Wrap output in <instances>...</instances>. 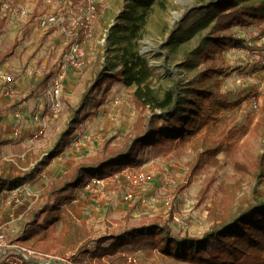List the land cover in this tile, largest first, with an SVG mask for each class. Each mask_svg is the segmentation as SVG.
I'll return each instance as SVG.
<instances>
[{
  "label": "rangeland",
  "instance_id": "374dc122",
  "mask_svg": "<svg viewBox=\"0 0 264 264\" xmlns=\"http://www.w3.org/2000/svg\"><path fill=\"white\" fill-rule=\"evenodd\" d=\"M6 1L11 10L4 11L0 6V57L11 48L16 38L21 46L17 48L16 56L0 65V70L14 77V84L23 73L22 70L35 58L34 54L28 58L24 56L27 57L28 52L38 43L35 36L30 38L29 35L42 31L38 28L37 16L41 12L59 10L60 6L72 4L74 0H51L49 4L48 0ZM203 1L166 0L165 7L154 5L148 9L139 43L141 54L149 60L153 70V87L158 94L163 96L167 90L176 87L181 96L191 91L187 93L188 96L200 104L198 114L191 116L190 129L183 141L150 147L139 157L141 162L133 164L137 168L144 167L153 176L144 189L138 192L141 197L155 198L158 202L166 197L175 198L173 204L176 216L181 221L173 219L170 226L173 236L177 237L184 236L186 232L201 235L215 218L231 216L238 209L248 207L252 202L254 188L258 187L264 193V165L260 163L264 155V0L239 1L241 7L252 8L251 13L261 16L263 20L251 19L250 24L237 23L221 30L220 36L233 38L240 41L241 45L233 46L222 56L216 54V57L208 60H205V54L203 58H198L193 52L214 35L215 18L170 46L171 33L185 13ZM96 3L99 10L95 21L96 33L88 47L86 67L80 72H74L69 78L62 107L57 115L47 110L44 92L41 95L36 91L27 93L25 88L19 92L16 83L0 85V109L5 113L12 109L11 105L15 101L27 102L40 98L38 105L26 107L19 104L10 111L17 114L19 119L14 123L16 131L20 132L21 122L26 121L24 115L29 111L34 114L33 117L39 112L48 131L39 140H33L32 134L30 139H21L16 147H8L7 144L0 146V196L3 199L5 196V200L8 197L7 188L23 178L24 173L32 172L40 177L38 182L30 179L24 182L31 190L30 195L24 199H30L39 196L54 178L69 171L73 164L96 161L105 142H111L109 155L122 150L142 114L134 102L133 88L118 83L109 90H103L101 94L95 93L92 101L102 100L101 107L106 105L108 108L104 111L101 107L91 105L83 115L82 125L70 135L62 150L54 155L56 145L70 127L73 111H76L85 93L93 88L105 69L117 68V54L129 41L130 17L141 14L144 9L135 0H96ZM24 11L29 20L21 24L19 16ZM26 33L28 36L23 40ZM18 57L22 58L21 61ZM56 60L54 65L59 62ZM206 69H223L224 73L207 79L202 77ZM32 74L26 83L27 87L36 82L37 75L34 72ZM50 79L51 76L48 82ZM189 88L200 89L204 95H197ZM44 108V115L41 116ZM147 114L150 112L147 111ZM170 180L175 182L174 185L169 184ZM113 184V190L117 192L115 196L121 204L119 208L105 212L104 217L107 219L102 230L108 233L113 228V232L123 233L141 223L142 212L147 207L132 205L123 200L124 193L130 189L125 180L120 179ZM186 197L194 200L193 207L186 206ZM58 202L54 201V204ZM31 204L26 222L41 217L53 205L39 198ZM123 205L128 206L125 209ZM135 207V212L128 216V210ZM148 211L156 215L165 209L156 205ZM112 223L115 224L112 226ZM142 242L147 248H158L155 238L143 239ZM174 258L176 262L158 264H192ZM135 264H139L137 259Z\"/></svg>",
  "mask_w": 264,
  "mask_h": 264
},
{
  "label": "trees",
  "instance_id": "16d2710c",
  "mask_svg": "<svg viewBox=\"0 0 264 264\" xmlns=\"http://www.w3.org/2000/svg\"><path fill=\"white\" fill-rule=\"evenodd\" d=\"M4 1L6 0H0V6ZM164 1L166 0H135V3L144 9L141 14L130 17L129 41L117 54L119 60L117 68L105 69L98 76L93 88L85 93L78 108L73 111L70 127L56 145L54 155L62 150L68 143L70 135L82 125L83 115L87 113L89 107L91 105L95 108L101 107L102 100L93 102L92 96L95 93L101 94L103 90H109L118 83L133 88L136 107L142 110L125 147L109 155L111 142H105L96 161L89 164L82 162L73 164L69 171L60 173L58 178L47 185L40 193L39 200L49 204H54L57 200L61 201L62 198L74 200L75 191L86 186L92 179L104 178L120 171L123 167L140 163L139 157L148 148L166 142L184 140L190 129L191 116L198 114L200 104L188 96L187 93L191 91L181 96L180 90L176 87L160 96L153 87V70L150 62L139 49L148 9L156 4L165 7ZM239 1L204 0L201 5L189 9L171 33L170 46L174 41L185 39L190 31L204 27L215 18L214 35L202 43L193 55L203 58L202 55L205 54L204 58L208 60L216 57V54L222 56L233 46L240 47V41L220 36L219 32L237 23L250 24L251 19L263 20V18L252 14V8L241 7ZM18 47L19 41L15 39L11 48L1 56L0 65L5 64L16 53ZM223 73V69H206L202 77L210 79L214 78L215 74ZM189 89L195 91L197 95H204V91L200 89ZM147 111L150 112L149 115ZM3 113L4 111L0 109V121L3 119ZM6 143L5 140L0 141V146ZM260 163L264 165V155L260 158ZM23 175V178L15 184L22 185L27 179L34 180L38 176L32 172ZM262 175L264 176V173ZM174 207L167 209L162 206L165 211L156 215H151L145 210L142 212L139 225L124 230L118 235L103 236L98 242V247L102 252L115 254L126 245L133 246L143 239L155 238V245L160 252L192 264H264V193H261L258 187L254 188L252 202L248 207L238 209L231 216L215 218L201 235H191L186 232L182 237L173 236L170 224L174 222L173 213L176 211ZM135 210L136 207L129 209L128 216ZM106 243L109 245L107 249L104 248Z\"/></svg>",
  "mask_w": 264,
  "mask_h": 264
},
{
  "label": "crops",
  "instance_id": "0c3cea01",
  "mask_svg": "<svg viewBox=\"0 0 264 264\" xmlns=\"http://www.w3.org/2000/svg\"><path fill=\"white\" fill-rule=\"evenodd\" d=\"M26 28H29V26ZM41 32H38V34L37 32H34L32 35H29L30 38L35 36V39H38V43L28 52L27 57L24 56L25 58H28L33 54V56H35V58L28 63V66L33 65V72L37 75L36 82L30 87H27L26 83L28 78L33 74L31 76L25 75L22 70L23 73L16 78L15 82L19 88V92L24 91L23 89L25 88L27 93L28 91L29 93L36 91L41 95L45 88L49 86V77L55 72L57 64L54 65V60H60L61 54L65 50L66 40L64 37L60 36L59 33ZM28 33L25 34L23 40L27 38ZM41 41L42 46H40ZM19 46H21L20 41ZM14 56L16 55L14 54L9 60ZM21 59L22 58L18 57L19 61H21ZM15 66H17L16 63ZM20 80L22 81L20 82ZM11 92L13 93L14 90ZM39 101L40 98L38 97L33 101H15L12 105L10 104L11 107L13 106L12 109L8 110L7 113L4 112L3 119L0 121V141H7L6 144L8 147H16L15 145L19 144L21 139H24L25 137L30 139L32 134L39 130L41 126L40 123L34 120V114H30L31 111H29L28 114L26 113L24 115L26 121L21 122L22 126L20 132L16 131L14 123L19 121V119L17 118V114L14 115L13 111L10 112L13 108H17L19 104L28 107L34 106V104L38 105ZM107 108L106 105L101 107L102 110ZM44 112L45 108L43 109L41 116L44 115ZM46 133H48V131ZM34 181H40V177L37 176ZM112 186L109 187L108 198L101 202L95 201L93 198L94 194L90 191L88 192L84 190V186H82L77 189L73 195L75 196L80 192L83 193V197L80 201L75 202L73 198L70 200L62 199L57 204L49 206L41 217L35 218L32 216L34 218L29 222H26L25 218L31 208L32 201L34 202L39 198L38 195L30 199L23 198V203L16 206H7L5 196L4 199L0 196V215H10L14 218V223L12 225V228L16 230V233L13 235L14 241L24 248H33L52 256L53 260L50 264H128L127 258L131 255L135 256L139 264L176 262L177 259L174 257L164 256L160 253L158 248L150 246L147 248L145 244H142L143 242H139L133 246L126 245L119 249L115 254L102 252L98 247L99 240L106 234H119L117 231L113 232V228H110L111 230L108 233H106L105 230H102L105 228L104 221L107 219L104 217L105 212L109 209L113 210L119 208V205L121 204L115 196L117 192L113 190ZM123 207H125V205H123ZM49 209L51 210L48 211ZM145 210H149V208ZM113 224L115 223H112V226ZM124 226H126V224H124ZM108 247V244L104 245L105 249ZM71 254H74L72 256L73 258L70 257ZM161 257H165V259Z\"/></svg>",
  "mask_w": 264,
  "mask_h": 264
},
{
  "label": "built area",
  "instance_id": "2783aa9c",
  "mask_svg": "<svg viewBox=\"0 0 264 264\" xmlns=\"http://www.w3.org/2000/svg\"><path fill=\"white\" fill-rule=\"evenodd\" d=\"M51 2V0L47 1ZM2 10L10 11L11 6L8 1H4L1 6ZM98 7L96 0H75L72 4L60 6L59 10L41 12L37 18L38 28L44 32H57L66 40V47L61 54L60 60L56 65L49 86L45 88L44 95L47 99V110L53 115H57L62 107V98L69 78L74 72H80L86 67L88 58V47L96 33L95 21L98 15ZM21 24H26L29 16L26 11L19 16ZM23 74L31 75L33 65H29L23 70ZM14 77L7 74L4 70H0V85L9 86L13 84ZM35 119L40 123L39 130L33 134V140H39L46 134L47 124L41 121L39 112L35 115ZM78 145V144H77ZM125 180L129 185L123 200L129 204H139L143 207L152 208L156 205L164 208L174 207V197H166L162 202H158L155 198L141 197L138 192L149 183L153 176L144 170V167L137 168L134 166L123 167L120 171L114 172L104 178H94L84 186V190L94 194L95 201L101 202L108 198L109 187L113 182ZM174 181L170 180L169 184L174 185ZM8 197L6 199L7 206H16L23 203V198L29 196L30 187L27 184L13 185L7 188ZM83 197V193L74 196V201L78 202ZM185 204L188 208L193 207L195 202L193 199L186 197ZM173 219L176 222L181 221L176 212L173 213ZM14 218L10 215H0V264H28L32 260L50 264L53 260L52 256L37 251L33 248H24L13 239L16 230L12 228ZM74 254H71L72 257ZM128 264H135L136 258L131 255L127 258Z\"/></svg>",
  "mask_w": 264,
  "mask_h": 264
},
{
  "label": "water",
  "instance_id": "95a60500",
  "mask_svg": "<svg viewBox=\"0 0 264 264\" xmlns=\"http://www.w3.org/2000/svg\"><path fill=\"white\" fill-rule=\"evenodd\" d=\"M30 263H35V264H44L43 262L32 260Z\"/></svg>",
  "mask_w": 264,
  "mask_h": 264
}]
</instances>
